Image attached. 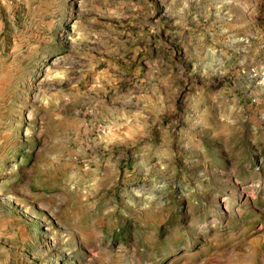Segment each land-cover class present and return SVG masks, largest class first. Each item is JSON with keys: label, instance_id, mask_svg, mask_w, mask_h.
I'll return each mask as SVG.
<instances>
[{"label": "rangeland", "instance_id": "374dc122", "mask_svg": "<svg viewBox=\"0 0 264 264\" xmlns=\"http://www.w3.org/2000/svg\"><path fill=\"white\" fill-rule=\"evenodd\" d=\"M0 264H264V0H0Z\"/></svg>", "mask_w": 264, "mask_h": 264}]
</instances>
